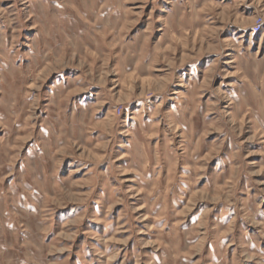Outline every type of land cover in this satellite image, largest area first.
Masks as SVG:
<instances>
[{"label":"rangeland","instance_id":"rangeland-1","mask_svg":"<svg viewBox=\"0 0 264 264\" xmlns=\"http://www.w3.org/2000/svg\"><path fill=\"white\" fill-rule=\"evenodd\" d=\"M0 264H264V0H0Z\"/></svg>","mask_w":264,"mask_h":264}]
</instances>
